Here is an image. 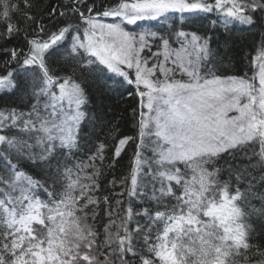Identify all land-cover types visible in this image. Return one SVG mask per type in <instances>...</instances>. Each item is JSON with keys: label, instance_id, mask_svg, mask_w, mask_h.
I'll return each instance as SVG.
<instances>
[{"label": "snow or ice", "instance_id": "6c2138e0", "mask_svg": "<svg viewBox=\"0 0 264 264\" xmlns=\"http://www.w3.org/2000/svg\"><path fill=\"white\" fill-rule=\"evenodd\" d=\"M0 264H264V0H0Z\"/></svg>", "mask_w": 264, "mask_h": 264}, {"label": "trees", "instance_id": "16d2710c", "mask_svg": "<svg viewBox=\"0 0 264 264\" xmlns=\"http://www.w3.org/2000/svg\"><path fill=\"white\" fill-rule=\"evenodd\" d=\"M234 38L237 39L238 41V44H237V60H238V67H242L243 64L245 63V61L242 59V56L244 54L245 51H247L250 46L252 45L253 43V36L249 33H243V32H240V31H236L234 33ZM122 108L123 107H126L124 105L121 106ZM118 116H123L125 118H127V113L126 112H119L117 113ZM127 127H130V124L127 125ZM124 163H127V161L125 160ZM123 167H120L116 170V174L119 175L121 172H123ZM109 179H111V176H109Z\"/></svg>", "mask_w": 264, "mask_h": 264}]
</instances>
